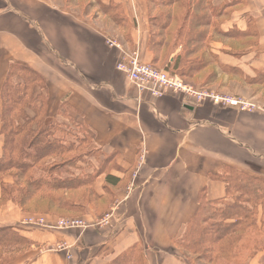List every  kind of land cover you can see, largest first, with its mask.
Masks as SVG:
<instances>
[{
  "label": "crops",
  "instance_id": "crops-1",
  "mask_svg": "<svg viewBox=\"0 0 264 264\" xmlns=\"http://www.w3.org/2000/svg\"><path fill=\"white\" fill-rule=\"evenodd\" d=\"M100 1L118 7L121 20L95 9L84 13L78 0H0V90L11 65L31 69L45 83L46 117L90 139L86 151L94 157L83 160L99 169L109 158L93 184L96 204L76 217L88 223L84 230L31 228L22 223L28 214L11 202L0 205V228H13L25 241L9 250L5 264H119L124 256L128 264H188L173 241L200 197L225 198L213 176L231 168L264 180V0H232L235 6L217 19L220 35L207 51L219 65L205 70L217 72L209 83L180 78L197 92L250 101L253 111L183 93L138 92L116 70L123 53L137 50L142 63L168 72L148 50L149 4ZM1 113L0 100V129ZM2 150L0 134V157ZM2 183L12 179L0 180V198ZM105 215L108 225L97 226ZM45 217L50 225L58 219ZM60 243L68 250L53 249ZM247 264H264V246Z\"/></svg>",
  "mask_w": 264,
  "mask_h": 264
},
{
  "label": "trees",
  "instance_id": "trees-1",
  "mask_svg": "<svg viewBox=\"0 0 264 264\" xmlns=\"http://www.w3.org/2000/svg\"><path fill=\"white\" fill-rule=\"evenodd\" d=\"M147 2L148 50L153 64L164 66L169 74L181 79L200 78L203 84L209 83L217 72L204 74L205 70L219 64L208 53V46L213 35H220L217 19L226 15L236 2ZM76 4L84 13L98 5L108 7L103 14L112 15L114 20L122 17L118 7L105 6L100 0H78ZM225 36L234 38L236 34ZM240 36H251V32ZM0 100L3 136L0 180L6 175L12 179L11 184L2 183L0 205L11 202L28 215L58 219L76 218L87 205H95L93 184L109 158L95 169L83 160L86 156L94 157L92 150L83 151V147L90 145V139L86 135L81 138L71 135L63 123L46 117V87L42 78L27 67L11 65L0 90ZM79 151L76 157H69ZM79 162H84L85 167H76ZM213 178L224 184L225 198L212 202L200 197L194 215L173 244L188 264H218L220 260L226 264H247L264 246V239L257 242L264 221L258 228L254 208L256 202H261L264 215V180L231 168H224ZM228 197H232V203H226ZM24 245L25 241L13 228H0V264L12 259L11 248ZM187 255L195 258L193 263ZM128 262L124 256L119 264Z\"/></svg>",
  "mask_w": 264,
  "mask_h": 264
},
{
  "label": "built area",
  "instance_id": "built-area-1",
  "mask_svg": "<svg viewBox=\"0 0 264 264\" xmlns=\"http://www.w3.org/2000/svg\"><path fill=\"white\" fill-rule=\"evenodd\" d=\"M107 44L110 47L121 49L120 45L115 42L108 41ZM116 70L125 75L129 83L138 92H148L153 98H159L166 92L183 93L184 95L193 97L197 102L210 101L218 107L236 108L241 111H253L257 109L254 103L242 98L217 95L210 92H197L184 84L176 75H171L152 65L142 63L137 50L123 53V58L116 65ZM109 217V215H105L96 225H108ZM22 223L31 228H48L63 231L84 230L89 227L88 223L81 218L57 219L53 225H50L45 216L34 215L27 216ZM53 249L64 252L68 250V246L65 243H60Z\"/></svg>",
  "mask_w": 264,
  "mask_h": 264
},
{
  "label": "rangeland",
  "instance_id": "rangeland-1",
  "mask_svg": "<svg viewBox=\"0 0 264 264\" xmlns=\"http://www.w3.org/2000/svg\"><path fill=\"white\" fill-rule=\"evenodd\" d=\"M108 8V7H107ZM107 8H105V7H102V6H96L95 5V13H103V12H107ZM67 128H68V130L69 131H71V135H74V136H77L78 138H81V137H84L85 135L84 134H82L81 132H80V130H78V129H74L73 127H72V125H69V124H65V123H63ZM88 147L87 146H85V147H83V151H85L86 149H87ZM82 151V152H83ZM81 152V153H82ZM79 153H80V151L79 152H74V153H72V154H70L69 155V157H76L77 155H79ZM95 157H96V159L97 158H99V155H95ZM91 164V163H90ZM77 166L76 167H78V164H76ZM80 167V166H79ZM87 171H89V169L87 170ZM232 197H228L227 198V202L226 203H232V199H231ZM261 204V202H256V205H254V208L256 209V214H257V227L258 228H260V226H261V223H262V221H264V215L262 216L261 215V218L259 219L258 218V209L260 208L261 210H262V207H260L259 205ZM258 222H260V225L258 224ZM264 223V222H263ZM256 239V238H255ZM264 239V227H263V229L261 230V234H259V236L257 237V242L258 243H262V240ZM187 258L193 263V261L195 260V258L194 257H192V256H188L187 255ZM221 264H223L224 263V261L223 260H220L219 261ZM218 262V263H219Z\"/></svg>",
  "mask_w": 264,
  "mask_h": 264
}]
</instances>
